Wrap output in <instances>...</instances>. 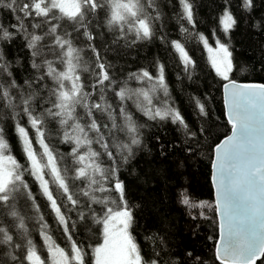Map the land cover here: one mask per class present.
I'll return each instance as SVG.
<instances>
[{
	"label": "snow or ice",
	"instance_id": "obj_1",
	"mask_svg": "<svg viewBox=\"0 0 264 264\" xmlns=\"http://www.w3.org/2000/svg\"><path fill=\"white\" fill-rule=\"evenodd\" d=\"M179 2L183 9L182 17L193 23L192 4L189 0ZM145 3L152 7L153 0H145ZM254 6V0H242L244 10L250 11ZM5 8L10 15L15 14V22L0 20V100L4 101V107L12 110L14 131L27 164L21 165L11 154L5 130L0 127V264H45L31 239L25 217L17 208L18 198H23L26 203L30 201L31 208L39 213V205L25 174L38 183L41 195L48 201L58 223L64 225L65 232L68 231L67 220L50 183L73 207L79 206L80 196L102 206V215L92 211L94 222L102 226L103 237V242L93 249L95 264H175L171 257L176 253H170L167 237L160 234L165 231L163 227L145 237L155 246L151 252L143 254L141 245L132 234L134 207L125 198L126 185L118 172L121 164H127L134 157L133 148L141 144V139L125 102L132 100L137 110L152 120H170L191 137L196 133L189 131L180 111L169 104L163 64L155 62L156 75L143 68L129 73L127 80L151 85L147 90L130 89L127 80L118 81L110 74L113 66L102 60L96 46L91 43L93 32L104 23L110 30L119 32L116 41L126 39L128 33H134L132 43L150 40L154 37L152 21L158 16L148 15L141 0H0V12ZM102 14L106 17L103 23L99 19ZM220 20L225 32L237 22L229 10L228 0H225ZM255 26L264 31V17ZM80 36L86 38L84 43L92 53L91 65L86 61L82 64L84 49L74 46L80 42ZM160 39L175 49L185 71H188L194 62L181 42L168 41L166 36ZM200 39L208 47V40L202 35ZM17 40L22 41V47L28 53L30 69L22 83L14 76L13 60L8 59L6 51ZM216 43L219 55L214 56L211 62L216 74L228 81L224 85V102L231 135L215 146L212 164L215 211L221 217L215 258L220 264H257L258 260L264 264V83L240 84L230 80L229 73L234 71L232 53L226 44L219 40ZM209 51H212L210 47ZM14 62L19 65L20 58ZM57 62L64 65L63 71L58 69ZM77 69L93 77L91 91H85ZM237 70L242 69L237 66ZM66 81L70 82V88L66 87ZM157 90L162 91L165 97L160 107L153 105L152 94ZM109 91L117 101L115 107L108 100ZM194 103L201 114H206L205 104L199 98ZM35 105L40 106L38 114ZM77 107L83 109V116L77 115ZM24 117L35 132L39 152L33 147L28 129L21 123ZM46 118L57 121L64 129L63 142L73 145L68 153L71 163L65 167L60 166L56 152L46 142ZM105 120L107 122L102 123ZM90 133L94 139L90 138ZM118 133L125 134L127 142L119 140ZM93 143L98 144L103 152L93 150ZM188 150L192 151L191 147ZM101 155L107 157L108 167L99 162ZM161 155H165L163 146ZM75 181H81L84 187L72 191ZM97 193L106 195L100 197ZM108 194H115L116 199ZM180 203L188 209L213 207L204 201H191L186 192L181 194ZM109 204H118V207L114 209ZM188 214L193 220L204 216L203 211L197 215H192L191 211ZM79 215L85 219L83 212ZM8 218H11V224L6 223ZM36 219L39 236L47 247L52 264H69L64 249L52 242L43 216L37 215ZM71 251L72 264H85L86 252L75 242ZM187 255L192 257L193 254L189 252ZM195 259L204 264L199 257Z\"/></svg>",
	"mask_w": 264,
	"mask_h": 264
},
{
	"label": "trees",
	"instance_id": "obj_2",
	"mask_svg": "<svg viewBox=\"0 0 264 264\" xmlns=\"http://www.w3.org/2000/svg\"><path fill=\"white\" fill-rule=\"evenodd\" d=\"M189 2L193 6V23H189L182 17L183 9L179 0H153L152 7H148L145 0H141L148 15L158 16V19L152 21L154 30L152 39L137 40L132 43L135 38L134 33H128L126 39L121 38L116 41L115 38L119 36V32L115 29L110 30L104 23L103 27H97L93 32L94 39L91 43L96 46L102 60L113 66L110 74L121 82L127 80L129 73L137 72L142 68L156 75L155 62L163 64L169 104L180 111L189 126V131L196 133L195 137H191L178 124H173L170 120H152L137 110L132 100L125 102L138 126L141 144L134 146V157L127 164L119 166L118 176L125 182L126 200L130 206L134 207L135 223L132 234L136 237L137 243L141 245L142 254L151 252L152 247L155 246L145 237L151 236L163 227L165 231L160 234L167 237L170 253H176L171 257L175 264H199L195 257L203 260L204 264H220L214 256L217 221L210 182V166L213 147L229 132L230 124L224 115L221 92L223 78L218 76L213 69L206 54L204 41L200 37L201 35L205 37L208 44L218 39L228 45L234 66V71L229 75L230 78L264 82V31L255 26L264 17V0H254L255 6L250 11L241 9V0H228V6L231 8L229 10L237 22L227 32L224 31L221 20L217 25V16L224 8L225 0H189ZM14 15V13L10 15L5 8L0 12V20L5 23L9 21L14 23ZM99 19L103 23L106 17L102 14ZM182 29L187 31H182ZM161 36H166L168 41L181 42L194 62L189 66L188 71H185V66L175 49L161 40ZM85 39L80 36V42L75 43L74 46L84 49L82 64L86 61L91 65L92 53L84 43ZM6 51L8 59L13 60V74L18 82L22 83L30 71L27 63L28 53L23 49L22 41H15ZM17 57L20 58L19 65L14 62ZM237 66L242 70H237ZM57 67L61 71L64 70V65L59 62H57ZM77 72L85 85V91H91L90 83L93 77L83 72L82 69H77ZM48 83L51 86V81ZM65 84L67 88L71 87L70 82L66 81ZM127 86L130 89L145 90L151 87L148 82L136 80H127ZM13 95H15V90H13ZM107 96L109 102L115 107L117 101L112 92L109 91ZM152 96L153 105L160 107L161 101L165 99L163 92L157 90ZM196 98L205 104L206 114L199 112L194 103ZM35 106L38 114L40 106ZM76 113L78 116H83V109L77 107ZM11 115L12 110L4 107V101L0 100V127L5 130V136L11 145V154L18 163L26 165L27 160L14 131L15 121L11 119ZM26 121L27 118L24 117L21 123L28 129L33 147L39 152L35 132ZM81 123L84 121L81 120ZM45 129L46 142L56 152L60 166H67L71 163L68 153L73 145L63 142L64 129L57 121L50 118H46ZM117 135L119 140L127 142L128 137L125 134L118 133ZM89 136L94 139L93 134L90 133ZM161 146L165 153L163 156ZM189 147L192 151L188 150ZM92 148L97 152H103V149L96 143L92 144ZM61 156L62 160H60ZM99 162L103 167L109 166L106 156L101 155ZM25 180L36 197L40 215L43 216L48 229L56 235V237L52 236L55 240L52 242L64 249L69 258V264H72L73 242L86 252L85 264H95L93 249L102 243V226L86 216L82 220L77 213L81 211L86 215H92L94 210L96 215H102V206L92 204L85 197L80 196L79 206L73 207L55 191V186L50 183L53 194L57 197V203L59 204L60 199L66 202L65 207H61L68 225V231L65 232L64 225H56L52 222L51 216L54 217L55 214L48 206L46 198L41 195L35 179L25 174ZM145 181L148 183L146 184ZM71 183L70 181V185ZM74 183L75 187L71 190L76 191L84 187L81 181ZM185 192L191 201H204L213 204V207L188 209L180 203L181 194ZM97 195L103 197L106 194L97 193ZM108 195L116 199L115 194ZM28 203L29 205H23L18 198L17 208L25 217L30 236L39 239L35 244L39 254L45 253L40 256L46 264L51 257L38 234L39 225L29 221L36 212L31 208V202L28 201ZM136 205L139 207H135ZM108 206L116 209L118 204ZM190 211L192 215L203 211L204 216H197V219L193 220L188 214ZM6 223L11 224V218H8ZM14 235H16L15 231ZM189 252L193 254L192 257L187 255ZM257 264H261V260Z\"/></svg>",
	"mask_w": 264,
	"mask_h": 264
},
{
	"label": "water",
	"instance_id": "obj_3",
	"mask_svg": "<svg viewBox=\"0 0 264 264\" xmlns=\"http://www.w3.org/2000/svg\"><path fill=\"white\" fill-rule=\"evenodd\" d=\"M230 80H234V79H230ZM234 81H236L237 83H240V84H244V83H256V84H261V83H263V82H259V81H237V80H234ZM226 83H228V81H224V82L222 83V85H221V91H222V100H223L224 115H225V117H226V119H227V108H226V106H225V102H224V101H225L224 85H225ZM227 121H228V119H227ZM227 135H231V125H230V130H229V132H228ZM227 135H225L224 137H222V138L219 140V142L216 143V144L214 145V147H213L212 161H211L210 180H211V184H212L214 204H215V199H216V197H215V185H214V183H213V181H212V176H213V173H214V169H213V167H212V164H213V162H214V160H215V146H216L217 144H219L223 139H225V137H226ZM215 215H216V219H217V239L215 240V243H214V250H215V245L219 242V238H220V220H221L220 214H219L217 211H215ZM214 255H215V252H214ZM217 261H218V260H217ZM258 261H259V260H258ZM258 261H257V262H258ZM218 262H219V261H218Z\"/></svg>",
	"mask_w": 264,
	"mask_h": 264
},
{
	"label": "bare ground",
	"instance_id": "obj_4",
	"mask_svg": "<svg viewBox=\"0 0 264 264\" xmlns=\"http://www.w3.org/2000/svg\"><path fill=\"white\" fill-rule=\"evenodd\" d=\"M242 1V0H241ZM242 4V3H241ZM225 7V6H224ZM229 7V6H228ZM229 9H231L230 7H229ZM241 9L242 10H244L242 7H241ZM223 11H224V8L219 12V14H218V16H217V25H219L220 24V18H221V16H222V14H223ZM234 16V15H233ZM211 161H212V159H211ZM72 191H75V190H72ZM20 202L23 204V205H29V203L27 202H25V200L23 199V198H20ZM59 204L61 205V207H65V205H66V202L63 200V199H60V201H59ZM81 213V211H79L77 214L79 215ZM37 215H40V213H35V215H34V217H32L29 221L32 223V224H36V225H39V222H38V220L36 219V217H37ZM85 216L88 218V219H90V220H92V221H94L93 220V216L92 215H86L85 214ZM51 220H52V222L54 223V224H56V225H60L59 223H58V221H57V219H56V217L54 216H51ZM39 234V233H38ZM48 234L52 237V236H54V237H56V235H55V233L53 232V231H51V230H49L48 229ZM31 239L34 241V243H37L38 241H39V239L38 238H36V237H31ZM217 239V234H216V237H215V240ZM52 240L55 242V240L52 238ZM18 242H20L19 241V239L17 240ZM66 241V240H65ZM45 253H41L40 255H44ZM218 262V261H217ZM218 263H220V262H218Z\"/></svg>",
	"mask_w": 264,
	"mask_h": 264
},
{
	"label": "rangeland",
	"instance_id": "obj_5",
	"mask_svg": "<svg viewBox=\"0 0 264 264\" xmlns=\"http://www.w3.org/2000/svg\"><path fill=\"white\" fill-rule=\"evenodd\" d=\"M209 47L212 49V51H209ZM205 49H206V54L208 55L209 61H210L211 65H212V62H211L212 61V58L214 56L219 55L218 45H217V43H215V41L214 42L212 41L211 43L208 44V47H205ZM229 75H230V73H229ZM99 244H101V243H99ZM46 264H52L51 258H49V260H48V262Z\"/></svg>",
	"mask_w": 264,
	"mask_h": 264
}]
</instances>
